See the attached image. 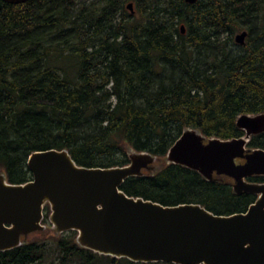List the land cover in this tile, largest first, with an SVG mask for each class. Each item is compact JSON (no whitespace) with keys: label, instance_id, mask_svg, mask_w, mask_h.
<instances>
[{"label":"trees","instance_id":"1","mask_svg":"<svg viewBox=\"0 0 264 264\" xmlns=\"http://www.w3.org/2000/svg\"><path fill=\"white\" fill-rule=\"evenodd\" d=\"M259 112L264 0H0V171L11 182L32 178L27 158L37 149L67 148L81 165L125 164L130 148L165 156L186 127L241 136L238 116ZM249 145L264 148V131ZM232 182L164 163L121 187L228 214L256 199ZM49 213L47 230L0 250V264H179L98 253L76 230L56 234Z\"/></svg>","mask_w":264,"mask_h":264},{"label":"water","instance_id":"2","mask_svg":"<svg viewBox=\"0 0 264 264\" xmlns=\"http://www.w3.org/2000/svg\"><path fill=\"white\" fill-rule=\"evenodd\" d=\"M128 7L134 11L133 2ZM246 35L243 30L235 38L243 43ZM236 122L245 134L228 138L186 127L164 157L207 179L216 178L215 172L234 178V191L257 194L245 211L217 213L199 202L164 204L129 195L121 187L128 177L157 169V155L146 150L130 148L125 164L87 166L67 148L37 149L27 158L31 179L11 182L0 171V250L46 229L48 205L56 234L76 230L82 246L101 254L179 264H264V181L247 179L264 175V148L248 147L251 136L264 131V112L243 113Z\"/></svg>","mask_w":264,"mask_h":264},{"label":"flooded vegetation","instance_id":"3","mask_svg":"<svg viewBox=\"0 0 264 264\" xmlns=\"http://www.w3.org/2000/svg\"><path fill=\"white\" fill-rule=\"evenodd\" d=\"M248 147H250V148H255V147L250 146V145H249V142H248ZM236 160H237V162H240V161L243 162V161L246 160V158L238 157ZM153 164L155 165L154 162H153ZM158 168H159V167H158ZM143 171H144V174H145V173L150 172V171L153 173V172L156 171V170H153L152 168H151V169L144 168ZM214 176H215V177H217V176H223L224 179H225V178H231V179L234 181V179H233L232 177L228 176V175H224V174H223V175H219V174H217V173L215 172V173H214ZM247 179H250V177H248ZM250 180H252V179H250ZM256 197H257V195H256ZM46 206H47V205H46ZM44 209H45V208H44Z\"/></svg>","mask_w":264,"mask_h":264},{"label":"rangeland","instance_id":"4","mask_svg":"<svg viewBox=\"0 0 264 264\" xmlns=\"http://www.w3.org/2000/svg\"><path fill=\"white\" fill-rule=\"evenodd\" d=\"M242 30V29H241ZM241 30L240 31H238V33L239 32H241ZM154 163H155V166L157 167V169H158V167L159 166H162L164 163H166V159H165V157L163 156V157H159V156H157L156 157V159H155V161H154ZM156 169V170H157ZM153 170H155L154 168H153ZM44 221V220H43ZM45 223H47V224H49L48 222H45ZM47 230V229H46ZM51 232H49L48 234L51 236V234H52V230H50Z\"/></svg>","mask_w":264,"mask_h":264},{"label":"bare ground","instance_id":"5","mask_svg":"<svg viewBox=\"0 0 264 264\" xmlns=\"http://www.w3.org/2000/svg\"><path fill=\"white\" fill-rule=\"evenodd\" d=\"M237 123V122H236ZM32 173V172H31ZM252 176H254V175H252ZM251 177V176H250ZM234 179V178H233ZM249 180V179H248ZM235 182V180L232 182V186H233V183ZM258 182V181H257ZM236 192V191H235ZM243 192H248V191H243ZM242 192V193H243ZM236 193H238V192H236ZM252 193V192H251ZM255 194V193H254ZM257 195V194H256Z\"/></svg>","mask_w":264,"mask_h":264}]
</instances>
